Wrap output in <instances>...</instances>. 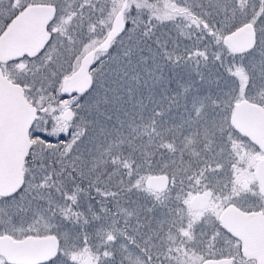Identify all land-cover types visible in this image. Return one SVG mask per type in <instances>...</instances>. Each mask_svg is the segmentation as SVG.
Returning <instances> with one entry per match:
<instances>
[{
	"label": "snow or ice",
	"instance_id": "1",
	"mask_svg": "<svg viewBox=\"0 0 264 264\" xmlns=\"http://www.w3.org/2000/svg\"><path fill=\"white\" fill-rule=\"evenodd\" d=\"M0 264H264V0H0Z\"/></svg>",
	"mask_w": 264,
	"mask_h": 264
},
{
	"label": "water",
	"instance_id": "2",
	"mask_svg": "<svg viewBox=\"0 0 264 264\" xmlns=\"http://www.w3.org/2000/svg\"><path fill=\"white\" fill-rule=\"evenodd\" d=\"M247 119L252 127H255V114L252 112H246L243 116ZM44 254L43 245H36L33 248L26 251V255L31 259H39Z\"/></svg>",
	"mask_w": 264,
	"mask_h": 264
}]
</instances>
